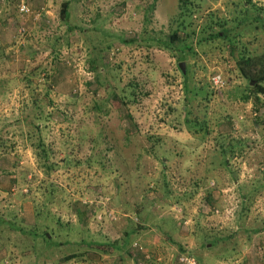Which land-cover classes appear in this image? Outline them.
I'll use <instances>...</instances> for the list:
<instances>
[{
  "label": "rangeland",
  "instance_id": "1",
  "mask_svg": "<svg viewBox=\"0 0 264 264\" xmlns=\"http://www.w3.org/2000/svg\"><path fill=\"white\" fill-rule=\"evenodd\" d=\"M239 1L169 43L180 0H0V264H264V95L240 47L198 43L227 22L264 57Z\"/></svg>",
  "mask_w": 264,
  "mask_h": 264
},
{
  "label": "trees",
  "instance_id": "2",
  "mask_svg": "<svg viewBox=\"0 0 264 264\" xmlns=\"http://www.w3.org/2000/svg\"><path fill=\"white\" fill-rule=\"evenodd\" d=\"M239 7V10L241 12V15L243 18L240 19V22H246V21H259L264 22V6H258L257 3L252 2V0H240L237 4ZM201 8V0H180V16L181 21L179 23V29L174 31L173 34L170 37L169 43H174L179 40V33L182 30L184 32V35L186 37V40L193 37H198V32L196 30H191L190 33L186 32L187 27H190V24H186V17L193 16L192 13H196ZM66 11V5L64 6V9H62L61 15H65ZM206 23L203 28H201L199 32V40L198 43L206 42L211 39H223L227 41L228 45H233L234 47L241 48L239 52V60L237 61V67L239 72L241 73L242 77L248 81V94H246L245 100H249L250 97L253 95L257 97L258 95H264V57L255 54H251L248 52V48L242 44L241 37L246 34L244 31H240L237 34H233L231 32V29L228 28L227 22L217 21V22ZM253 22H250L246 26L252 25ZM191 23V21H190ZM238 23V24H239ZM245 26V29L247 28ZM236 28V27H235ZM258 25L255 26V31L258 29ZM234 30V27H233ZM202 34V35H201ZM208 35V37H205ZM262 113V112H261ZM260 116L258 114L255 116V121H258ZM43 152V151H42ZM41 156V159H45L46 155L45 153L38 152ZM224 154H227V151L224 150ZM226 157V155H224ZM228 161L227 158H224ZM255 191H252L249 193L248 196L249 199H251L252 195H254ZM246 196V195H245ZM248 200V198H246ZM37 231V228H35ZM261 233V230H253L252 233ZM43 238L47 242L49 240L48 232H45L43 234ZM247 239H250V237H246ZM220 242V238L216 237L214 239H209L208 237V244L211 245V247L208 246V244H204V248L206 250H211L214 246L218 245ZM250 243V241H248ZM246 241L240 242V245L242 249L245 247V245L248 243ZM248 245V244H247ZM241 249V250H242ZM240 251H237L234 247L230 249V255L232 257L238 256ZM188 254V253H186ZM190 255V254H189ZM227 255V254H226ZM136 257V255H134ZM196 258V257H195ZM197 261L200 264L202 263V260L198 257L196 258ZM226 259H229L226 257ZM138 261V260H137Z\"/></svg>",
  "mask_w": 264,
  "mask_h": 264
},
{
  "label": "built area",
  "instance_id": "3",
  "mask_svg": "<svg viewBox=\"0 0 264 264\" xmlns=\"http://www.w3.org/2000/svg\"><path fill=\"white\" fill-rule=\"evenodd\" d=\"M20 10L23 13H29L30 12V9L27 8V6L25 4H21ZM214 81L217 84L220 83L221 82V76L215 77ZM134 246L137 247V249L139 251L143 250L142 246H139V244H137V243H135ZM177 263L178 264H200L194 256L186 254V253H181L178 255Z\"/></svg>",
  "mask_w": 264,
  "mask_h": 264
},
{
  "label": "water",
  "instance_id": "4",
  "mask_svg": "<svg viewBox=\"0 0 264 264\" xmlns=\"http://www.w3.org/2000/svg\"><path fill=\"white\" fill-rule=\"evenodd\" d=\"M180 68L183 70V73H186V70H185V63L181 62V63H180Z\"/></svg>",
  "mask_w": 264,
  "mask_h": 264
},
{
  "label": "crops",
  "instance_id": "5",
  "mask_svg": "<svg viewBox=\"0 0 264 264\" xmlns=\"http://www.w3.org/2000/svg\"><path fill=\"white\" fill-rule=\"evenodd\" d=\"M248 252H249V251L247 250L246 253H244V255H245V256L248 255ZM247 257L249 258V256H247Z\"/></svg>",
  "mask_w": 264,
  "mask_h": 264
}]
</instances>
